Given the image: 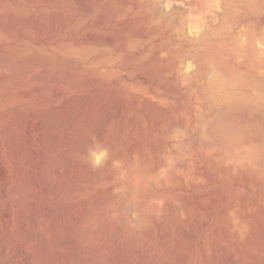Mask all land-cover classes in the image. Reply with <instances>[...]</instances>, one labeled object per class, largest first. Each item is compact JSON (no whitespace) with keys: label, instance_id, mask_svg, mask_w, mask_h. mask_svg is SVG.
<instances>
[{"label":"rangeland","instance_id":"obj_1","mask_svg":"<svg viewBox=\"0 0 264 264\" xmlns=\"http://www.w3.org/2000/svg\"><path fill=\"white\" fill-rule=\"evenodd\" d=\"M242 30L264 0H0V264H264Z\"/></svg>","mask_w":264,"mask_h":264},{"label":"bare ground","instance_id":"obj_2","mask_svg":"<svg viewBox=\"0 0 264 264\" xmlns=\"http://www.w3.org/2000/svg\"><path fill=\"white\" fill-rule=\"evenodd\" d=\"M250 27V26H249ZM250 28H252V26L250 27ZM250 28H246L247 30H250ZM256 28V27H255ZM263 29V28H262ZM260 30V31H263V30ZM245 30V29H244ZM244 30H242V34L241 33H239L238 31H237V37H235V44H232L231 46V49L232 48H235L234 50H236V52H237V54L238 53H241V54H243V53H245V52H247L245 55H249L250 56V58H251V60L253 59V62L255 61L257 64H259V66H263L264 65V54H262V52H260L259 50H257V48H256V44H261V45H263L264 46V35H260V37H256L255 36V32H254V34H249L250 36H248V38H247V30H245V31H247L246 32V34L244 33L245 31ZM253 29H251V31H252ZM254 30H256V29H254ZM244 31V32H243ZM243 33L245 34V37L247 38V40L245 41V40H243V37H244V35H243ZM261 33H263V32H261ZM260 33V34H261ZM264 34V33H263ZM245 38V39H246ZM245 41V42H244ZM233 45H235V47H233ZM227 48V47H226ZM225 50V49H224ZM234 50H233V53H234ZM226 51H228V50H226ZM231 51V50H230ZM236 54V53H235ZM239 55V54H238ZM240 56V55H239ZM238 56V57H239ZM248 56V57H249ZM242 59V58H241ZM250 61V60H249ZM252 62V61H251ZM253 64V63H252ZM254 65V64H253ZM255 66V65H254ZM263 68H264V66H263ZM232 74V73H231ZM243 75H245V74H243ZM235 76V75H234ZM240 76V75H239ZM239 76H236L235 78V80H234V85H236L235 83H237L238 84V82H239V84H238V86L242 89V92L240 93L239 91H237V92H239V93H231L229 90V92H224L223 94H222V96H221V99H220V103H222V106L224 105L225 107H231L232 108V106H235V105H238V104H249L250 102H251V104H252V101L254 100V98H255V95H254V93H253V88H255L254 87V84H255V82H256V79L254 80V82L252 81V79L250 78L249 79V83L248 82H245L244 80L243 81H240L241 80V78L239 77ZM242 77V76H241ZM244 78V77H243ZM254 78H255V76H254ZM231 80V79H230ZM232 81V80H231ZM230 81V82H231ZM258 81V80H257ZM226 82H227V80H226ZM250 82H251V84H250ZM223 84L225 83V82H222ZM233 83V82H232ZM256 85V84H255ZM237 85H236V87H238ZM231 87V86H230ZM255 90H257V89H255ZM254 90V91H255ZM221 91V90H220ZM234 92V91H233ZM256 92V91H255ZM259 97H262V96H259ZM263 98V97H262ZM216 99V98H215ZM259 99V98H258ZM263 100V99H262ZM262 100H261V102H262ZM254 101H256V100H254ZM257 101H259V100H257ZM256 101V102H257ZM218 102H219V100H218ZM254 103V102H253ZM257 103H259V102H257ZM221 105V104H220ZM253 105V104H252ZM229 136V135H228ZM0 175L2 176L3 175V172H1L0 173ZM3 177V176H2ZM14 191V190H13ZM15 191H17V190H15ZM1 194V193H0ZM12 194V193H11ZM4 200V199H3ZM5 210V209H4ZM12 214V213H11ZM8 218V214H3V215H1L0 216V219L1 220H8L7 219ZM15 218V217H14ZM5 220V221H6ZM14 220V219H13ZM25 222V221H24ZM8 223V222H7ZM41 223V222H40ZM25 225H26V223H25ZM2 226V225H1ZM42 226H45L46 227V225H44V223H43V225H42V223H41V226H40V228L42 227ZM13 227V226H12ZM5 228V227H4ZM42 228H44V227H42ZM42 228H41V230H42ZM59 228H60V225L59 224H57L56 226H54L53 228H51V229H48V228H45V230H46V232L48 233L47 235H49L50 237H51V240H55L56 239V236H57V233H58V231H59ZM12 229V228H11ZM4 230V229H3ZM8 233V232H7ZM44 233H45V231H44ZM15 234V233H14ZM8 238V237H7ZM17 238V237H16ZM30 239V238H29ZM51 242V243H54V242ZM28 242H30V241H28ZM28 244V243H27ZM31 245V244H30ZM31 247V246H30ZM28 249V248H27ZM63 251V250H65V248L63 247V246H61V249H60V251ZM62 251H61V253H62ZM27 252V251H26ZM64 253V252H63ZM63 259V258H62ZM61 259V260H62ZM64 260V259H63ZM62 260V261H63ZM64 262V261H63ZM61 263V262H60Z\"/></svg>","mask_w":264,"mask_h":264}]
</instances>
